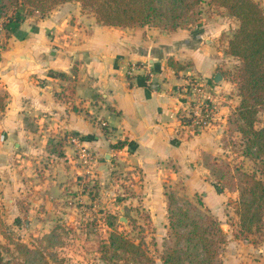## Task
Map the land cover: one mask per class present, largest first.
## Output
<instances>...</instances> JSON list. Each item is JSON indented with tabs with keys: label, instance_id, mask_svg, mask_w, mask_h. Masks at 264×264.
Segmentation results:
<instances>
[{
	"label": "crops",
	"instance_id": "1",
	"mask_svg": "<svg viewBox=\"0 0 264 264\" xmlns=\"http://www.w3.org/2000/svg\"><path fill=\"white\" fill-rule=\"evenodd\" d=\"M207 14L194 24L171 30L149 24H102L81 10L76 0L60 2L45 14L24 16L0 46L4 221L9 224L19 215L22 203L29 202V213L35 211V203L55 208L53 195L61 192L64 170L69 176L84 169L101 172V158L113 153L124 154L129 166L142 170L143 203L152 218H165L164 185L174 184L181 170L185 171L182 183L188 184L194 170L208 169L201 161L204 155L224 151L227 117L239 100L234 82L223 72L233 66L231 61L237 62L226 51L236 26L234 18ZM169 57L184 68L175 71L167 62ZM216 72L222 75L219 82L214 81ZM190 73L214 86L212 91L217 93L218 111L199 129L179 118ZM101 122L109 125L110 132ZM71 133L78 134L92 152L88 163L82 162L76 145L68 140ZM119 139L126 143L111 146ZM40 165L43 170L38 173Z\"/></svg>",
	"mask_w": 264,
	"mask_h": 264
},
{
	"label": "trees",
	"instance_id": "2",
	"mask_svg": "<svg viewBox=\"0 0 264 264\" xmlns=\"http://www.w3.org/2000/svg\"><path fill=\"white\" fill-rule=\"evenodd\" d=\"M67 0H0V13L15 9L3 22L8 36L21 23L27 13L45 14L56 4ZM81 10H92L96 21L115 26L149 24L162 29H175L193 24L199 19L203 0H76ZM209 5L223 7L237 19V26L228 37L226 51L237 59L230 74L234 82L238 103L227 117V129L238 132L243 140L242 153L255 161L256 168L245 170L213 156L214 164L205 161L213 173L216 169L215 188L237 191L236 208L239 230H251L264 225V122H258V113L264 108V9L257 0H208ZM175 71L184 65L167 59ZM51 75L65 77V72ZM182 118V123H188ZM125 140H116L111 146L122 147ZM207 156V154H206ZM210 157V156H209ZM219 161V163H216ZM167 237L163 248L155 256L144 239L136 240L125 231L115 227V216H110L107 224L111 230L101 245V259L107 264L113 258L124 260L126 264H156V257L162 264H223L222 255L227 234L222 229L216 214L194 202L187 196L171 191L167 194ZM4 222L0 211V233L14 244L18 264H44L43 252L30 247L18 239L10 237L2 229ZM45 237L52 236L46 233ZM0 241V264H10L2 255ZM156 249V248H155Z\"/></svg>",
	"mask_w": 264,
	"mask_h": 264
},
{
	"label": "rangeland",
	"instance_id": "3",
	"mask_svg": "<svg viewBox=\"0 0 264 264\" xmlns=\"http://www.w3.org/2000/svg\"><path fill=\"white\" fill-rule=\"evenodd\" d=\"M206 1L208 0H203L201 3V13L204 12V14L200 13L198 20L207 13V15L228 14L225 8L208 5ZM257 1L264 9V0ZM11 9L12 7L7 12ZM7 12L0 13V21ZM86 12L93 14L90 9ZM232 21L237 26V19L234 18ZM5 36L3 29H0V46L3 45ZM231 62L233 66L227 67L226 72L233 71L237 63ZM227 76L230 78V74ZM263 113L264 108L258 113V124L264 122ZM50 145H53V148L58 147L54 142ZM222 146L224 151L215 155H204L201 161L214 164L212 157L216 156L237 164L245 170L256 168L255 161L242 153L243 140L238 132L231 128L227 129ZM101 159L102 162L104 161L101 172L96 169L94 171L84 169L80 173L69 176L64 170L63 176L66 178L61 180V192L58 196L53 195L52 206L56 204L57 209H46L44 204L35 203L33 205L35 211L29 213V202L22 203L19 215L11 218L9 224L4 221L1 213L4 232L30 247L39 248L43 252L44 264H107L100 257V248L111 230L107 222L110 216H115V227L118 230L127 232L136 240L144 239L151 252L157 256L168 235L165 232L168 224L167 214L163 220H160L159 216L152 218L149 209H146L142 200V170L129 166L131 164L125 159L124 154L113 153ZM41 165L36 168L38 173L43 170ZM63 167L56 171H62ZM39 168L41 170H38ZM194 171L195 177L189 179L188 184H183L181 179L184 178L185 171L181 170L174 184L164 185L166 193L174 191L178 195L189 197L194 202L200 201L203 207L217 215L222 229L227 234V241L222 252L223 264H264V225L253 227L251 230H239L235 212L238 192L229 190L223 185V181H220L217 186L224 189L216 190L215 180L216 175L219 174L217 169L213 173L209 168L207 170L198 168ZM201 176H204L203 180ZM63 193L67 195L65 200ZM63 205L68 207L63 209ZM120 216L125 219H120ZM41 221H43L42 224H40ZM49 232L52 233L51 238L45 237L44 235ZM0 241L3 244L4 259L10 264H18L14 244L9 243L2 233H0ZM157 259L159 257H156ZM110 262L126 264L119 258H113Z\"/></svg>",
	"mask_w": 264,
	"mask_h": 264
},
{
	"label": "built area",
	"instance_id": "4",
	"mask_svg": "<svg viewBox=\"0 0 264 264\" xmlns=\"http://www.w3.org/2000/svg\"><path fill=\"white\" fill-rule=\"evenodd\" d=\"M6 14L0 21V29H3V22L7 21ZM4 31V29H3ZM148 75H152L149 71ZM150 82V78L147 80ZM186 90H184V99L180 106L179 118H188L186 125L193 129H199L206 126L216 115L218 111L217 93L212 91L213 86L202 83L192 73L186 76ZM102 127L106 132H110V127L106 122H101ZM68 140L76 145L78 153L83 163H88L92 159V152L89 148L82 144L80 137L76 133H71L67 136Z\"/></svg>",
	"mask_w": 264,
	"mask_h": 264
},
{
	"label": "water",
	"instance_id": "5",
	"mask_svg": "<svg viewBox=\"0 0 264 264\" xmlns=\"http://www.w3.org/2000/svg\"><path fill=\"white\" fill-rule=\"evenodd\" d=\"M221 78H222L221 73L220 72H216L215 76H214V81L215 82H219L221 80ZM120 219H125V218L123 216H120Z\"/></svg>",
	"mask_w": 264,
	"mask_h": 264
}]
</instances>
